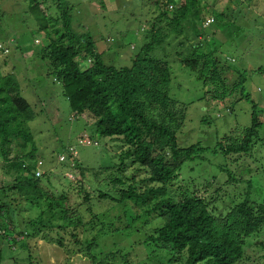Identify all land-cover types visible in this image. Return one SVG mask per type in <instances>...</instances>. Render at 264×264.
I'll use <instances>...</instances> for the list:
<instances>
[{
    "label": "trees",
    "instance_id": "trees-1",
    "mask_svg": "<svg viewBox=\"0 0 264 264\" xmlns=\"http://www.w3.org/2000/svg\"><path fill=\"white\" fill-rule=\"evenodd\" d=\"M23 1L28 4L26 11L21 9L12 17L0 12V22L12 18L26 26L27 35H15L13 45L16 50H26V45L31 47L36 39L42 40L45 45H39L29 59L36 58L44 63L48 74L60 84V91L68 99L72 111L70 120L87 119L92 114L95 120L92 125L100 134L127 141L125 151L120 154L122 160L117 165L116 175L111 174L105 180L95 176L93 187L99 191L98 186L112 191V197L121 205H128L134 211L133 216L143 220L144 224L153 222L156 227L147 241L157 251L172 253L169 264H239L248 259L249 237L264 229V206L259 215L249 207L252 186L247 188L246 199L231 209L232 225L214 215L204 196L186 186V180H177L190 163L202 159V151L217 152L218 148L224 156L215 161L217 174L214 177L231 178L230 170L241 165L242 159L243 163L249 159V150L260 139L264 112L260 114L254 105L251 125L241 127L238 123L237 127L235 123V128L223 135L216 129L214 140L217 143L213 149H206L201 141H193L190 133H196L197 123L210 118L217 127L220 120L228 124L227 113L211 115L213 105L204 111L192 108L193 101L185 93L200 81V91L209 96L212 103H221L220 109L232 108L233 111L237 102L251 100L245 92L247 69L239 68L242 62L238 57L232 65L224 55L237 49L233 46L238 45L228 43L232 37H239L241 43L251 42L247 35L251 32L259 41L264 31V7L253 6L251 0H144V6L151 12L145 15L148 28L139 32L143 46L133 56L129 54L132 56L130 64L122 65L120 59L117 66L106 62L104 53L106 50L123 52L124 43L109 46V33L100 35L97 41L86 19L75 18L69 0H22V4ZM90 1L94 6L91 9L98 8V2ZM237 10L244 12L241 24L235 17ZM88 11L82 10V13ZM210 18L212 22L207 23ZM81 25L84 26L76 30ZM2 33L0 30V42L5 43L10 35ZM35 35L40 36L34 38ZM211 39L216 48L225 43L224 49L205 47ZM99 42H106L104 50L99 49ZM168 47L173 50L172 56L180 61L182 68L177 73L184 72L182 80L178 74L174 75L172 56L169 59L166 54ZM0 50H8V47L1 45ZM89 59L90 63L83 66L82 63ZM226 66L231 69V74L238 72V78L224 75ZM19 81L15 73H3L0 66V153L8 163L9 174L13 175L2 181L3 185L13 181L8 188L0 185V263L3 247L12 249L25 239L35 241L36 246L40 239L48 242L50 256L65 250L69 256L62 264H69V257H75L81 242H85L94 258L104 263L110 259L108 254L115 257L117 253L95 252L99 235L105 231L102 228L105 224L100 229L97 218L88 224L93 230L92 239L80 241L77 233L71 234L74 238L71 243L57 238L64 236L61 230L70 232L75 226L85 225L71 206L73 195L67 189L57 194L49 191L43 181L51 186L57 184L55 176L50 178L47 170L40 168L45 161L30 129L36 113L22 95ZM41 102L45 103L44 100ZM205 114L209 115L208 119L204 118ZM186 124L188 131L184 130ZM56 138L60 141L61 135L56 134ZM62 147L71 158L73 146ZM229 154L235 155L234 159L225 156ZM67 156L58 153L59 161L68 162L72 170L77 164L72 158L67 160ZM126 158L132 159V171L125 168L129 160ZM85 168L87 170L81 167L82 179L78 182L65 176L70 186L80 185L84 175L93 169L91 166ZM142 169L148 174L140 179L138 174ZM85 171L88 172L84 174ZM124 186H127L125 190L122 189ZM108 195L103 193L99 199ZM85 199H91V193L86 192ZM40 207L42 209L36 213ZM15 212L20 215L26 212L27 218L18 224L14 216L20 218ZM53 230L57 232L56 237L50 235ZM262 245L264 251V243ZM120 257L128 260H124L126 264H139L138 257Z\"/></svg>",
    "mask_w": 264,
    "mask_h": 264
},
{
    "label": "rangeland",
    "instance_id": "rangeland-1",
    "mask_svg": "<svg viewBox=\"0 0 264 264\" xmlns=\"http://www.w3.org/2000/svg\"><path fill=\"white\" fill-rule=\"evenodd\" d=\"M21 1L19 3L17 0H0V12L8 13L12 17L15 12H19L21 9L26 11L28 4L24 1L22 4ZM95 1L96 3L98 2L99 6L93 10L91 8L94 6L90 4L92 3L90 0H69L70 4L73 5V15L75 18L81 17L82 20L86 19L97 41L100 35H107L109 33V46H117L119 42L124 43L123 52L119 50L105 51L104 57L106 62L110 61L112 64L119 66V60L122 59V65L130 64L133 54L138 52L143 46L142 40L139 39V32L148 28V24H146L147 17L145 15L149 14L151 10L147 6H144V0ZM251 1H253V6L256 4L259 8L264 7V0ZM82 10L89 11L85 14L82 13ZM243 13L238 12V10L236 11L235 17L238 24L244 21L245 16H243ZM11 19L5 18L0 22L2 34L10 35L5 43H3L4 41L0 42L3 48L8 47V50H0L2 72H13L19 77L22 95L28 99L36 113L35 119L30 123V129L34 134V142L45 161L44 165L40 166V168L47 170L46 173H48L50 178L51 176H55L57 182L56 185L53 184L51 186L43 180L45 185L49 191H55L56 194L67 189L68 193L73 195L70 198L73 210L81 217L83 225L86 226H75L73 229H70V232L61 230L60 232H63L64 236H57V238H62V241L64 238L65 242L71 243L74 241L71 234L77 233L80 241L92 239L94 236L93 230L90 229L88 224L97 218L101 223L100 229L102 224H105L102 227L105 231L99 235L98 246H95V252L117 253L115 257L108 254L110 259H106L104 263H101L98 258L96 260L91 254L92 251L90 252L89 247L86 246L87 243L81 242V246L78 249L79 252L76 253L75 257H69V264H126L128 260L121 258V255H125V257H138L139 264H169L168 260L172 257V253L157 251L154 249V245L147 241V237L156 227L153 222L150 221L144 224L143 220L133 216L134 211L129 209L128 205H121L116 198L112 197V191L98 186L99 191L93 187L96 185L95 176H98L101 180H105L111 174L116 175L117 165L122 160L120 154L125 151L128 145L127 141L122 142V140L100 134L92 125V122L95 121L92 114H89L87 119L70 120L72 111L68 99L60 91V84L53 79L52 75L48 74L44 63H40L36 58H33V60L29 59L39 49V45L44 46L45 44L42 43V40L36 39L34 41L35 44L31 45V47L26 45L27 51L16 50V45H13L15 35L22 37L28 33L26 26L22 25L19 21ZM233 20L235 19L233 18ZM209 22H212L211 18L208 19L207 23ZM229 23L231 24L232 21ZM82 26L84 25L76 28V30L79 31ZM247 35L251 42L245 40L241 43L239 37H232L228 43L238 45L237 47L233 46V49H237H235L234 53L229 52L224 57L232 65H234L235 57H238L242 62L239 68L247 69L245 92L250 95V101L237 102L236 108L233 111L232 108H227L226 110L220 109V107H223L221 103H212L209 101L211 98L204 95L203 91H200L198 88V86L202 85L200 81H196V85L191 86V90L185 93L193 101L192 108L204 111L213 105L214 110L210 111L211 115L221 114L222 112L227 113L225 119L228 124L225 125L220 120L217 127L212 122V118H210L205 122H200V124L197 123L196 133H190L193 136V141H201L206 149L209 147L213 149L215 147L217 142L214 140L216 136L214 131L216 129H219V134L223 135L225 132L233 130L235 123L237 127L238 123H240L241 127L251 125V116L255 106V109L259 110L260 114L264 112V31L259 41L255 40L253 33L248 32ZM38 36L40 35H35L34 38ZM99 43V49L104 50L107 45L106 42L104 44L102 42ZM214 44V41L211 39L204 46L214 50L216 48ZM223 45H220L215 50L222 51L224 49ZM31 48L32 51H30ZM130 53H132L131 57H129ZM172 53L173 50L168 47L166 54L169 59ZM171 59L174 64V75L178 74L179 79L182 80L185 78L184 72L177 73L182 68L180 61H177L173 56ZM90 61L91 59L82 63V65H88ZM258 68H262V71H259ZM224 75H233L236 78L238 72L232 71L231 74V69L227 67ZM185 83L186 81L183 82V84ZM188 87L187 85L186 88ZM41 100H44L45 103L42 104ZM192 113L197 115L195 111ZM208 117L209 115L205 114L204 118L208 119ZM34 123H36V126ZM187 127L188 125L186 124L185 131H188ZM56 134L61 135L60 141H57ZM82 137H88L92 140V143L81 144L80 140ZM259 137L260 139L258 138L252 150H249V159L245 163L242 162V159V166L239 164L230 170L231 178L219 176L215 179L214 177L217 174L214 168L215 161L218 162V158L224 156V153L218 148L217 152H211L213 150L210 151L208 149L207 151H202V159H196L195 162L190 163L187 169L181 172V179L177 181L186 180L185 185L194 188V191L203 195L208 208L214 215L219 216H224V213L234 204L245 200L247 188L252 186L248 203L249 207L259 215L261 207L264 206V127L260 129ZM94 142H97V144ZM122 144L125 145L121 146ZM62 146H66L68 149L71 146L76 148V157L72 156L71 158L74 164L77 165L72 170L71 168L73 167L68 162L59 161L58 153L62 152V154L68 155L67 149ZM1 150L0 147V152ZM231 155L225 156L234 159L235 155ZM71 158L67 156V160ZM128 159L126 158L125 160ZM87 166H91L93 169L87 175H84V181L80 185L70 186L69 182L65 180V176L74 182H78L82 179L79 173L81 167L87 170L85 168ZM126 167L128 171L133 170L134 164H132V159L127 161ZM51 171L54 172L53 175H51ZM86 172L88 171H85L84 174ZM146 174H148L146 169H142L138 176L141 179ZM10 176L13 175L9 174L8 163L0 153V185L2 184V188H8L13 183V181L7 182L6 185L2 183L5 178L11 179ZM126 188L127 186L122 187L123 190ZM175 189H177V184L175 185ZM86 192L91 193V199H85ZM103 193L110 196L108 195L107 198L99 199V196L103 195ZM16 214L20 218L19 220L14 216V220L18 224L27 218L26 212H23L21 215L19 213ZM96 214L98 215L97 217ZM58 224H60V221H58ZM50 235L56 237L57 232L53 230L52 233L50 232ZM249 238L251 240L246 254L249 258L241 260L239 264H264V251L261 249L264 243V229L256 231ZM25 240L17 242L16 246L12 247V249L9 246L7 249L3 247L0 264H53L52 262L62 264L69 256L64 250L61 254L54 255L55 260L51 259L49 255L51 245L48 242L40 239L38 246H36L35 241ZM129 264L133 263L129 262Z\"/></svg>",
    "mask_w": 264,
    "mask_h": 264
},
{
    "label": "clouds",
    "instance_id": "clouds-1",
    "mask_svg": "<svg viewBox=\"0 0 264 264\" xmlns=\"http://www.w3.org/2000/svg\"><path fill=\"white\" fill-rule=\"evenodd\" d=\"M83 140H89L90 142H89V143H86V142H84ZM80 143H81V144H91V143H92V140L89 139L88 137H82V139L80 140ZM94 143L97 144V142H94ZM71 149H72V151H73V157H76V154H77L76 148H75V147H72ZM234 206H236V204H234L230 209H228V211H227L226 213H224V216H219V215H218V216L220 217V219L223 220V221H225V222L228 223V224H232V225H234V224H233V221H232L231 218H230V216H231L230 212H231V209H232Z\"/></svg>",
    "mask_w": 264,
    "mask_h": 264
},
{
    "label": "crops",
    "instance_id": "crops-1",
    "mask_svg": "<svg viewBox=\"0 0 264 264\" xmlns=\"http://www.w3.org/2000/svg\"><path fill=\"white\" fill-rule=\"evenodd\" d=\"M64 251V250H63ZM62 251V252H63ZM62 252H60V254L62 253ZM51 259H54V256H51ZM55 260V259H54ZM53 264H56V262H52Z\"/></svg>",
    "mask_w": 264,
    "mask_h": 264
},
{
    "label": "built area",
    "instance_id": "built-area-1",
    "mask_svg": "<svg viewBox=\"0 0 264 264\" xmlns=\"http://www.w3.org/2000/svg\"><path fill=\"white\" fill-rule=\"evenodd\" d=\"M0 46H1V44H0ZM84 142H86V143H89L90 141L89 140H83Z\"/></svg>",
    "mask_w": 264,
    "mask_h": 264
}]
</instances>
